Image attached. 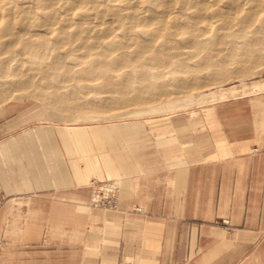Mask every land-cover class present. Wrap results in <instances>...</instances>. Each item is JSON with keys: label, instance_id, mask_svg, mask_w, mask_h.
<instances>
[{"label": "crops", "instance_id": "crops-1", "mask_svg": "<svg viewBox=\"0 0 264 264\" xmlns=\"http://www.w3.org/2000/svg\"><path fill=\"white\" fill-rule=\"evenodd\" d=\"M191 124L106 127L100 138L85 128L81 140L74 127L38 125L0 142V264H264V151L251 152L247 125L229 126L216 151ZM171 129L144 149L125 142ZM103 141L101 160L73 161ZM94 175L119 178L117 209L90 205Z\"/></svg>", "mask_w": 264, "mask_h": 264}, {"label": "bare ground", "instance_id": "bare-ground-1", "mask_svg": "<svg viewBox=\"0 0 264 264\" xmlns=\"http://www.w3.org/2000/svg\"><path fill=\"white\" fill-rule=\"evenodd\" d=\"M254 61L264 65V0H0V99L11 107L32 90L94 92L123 109L249 75L234 63Z\"/></svg>", "mask_w": 264, "mask_h": 264}, {"label": "rangeland", "instance_id": "rangeland-1", "mask_svg": "<svg viewBox=\"0 0 264 264\" xmlns=\"http://www.w3.org/2000/svg\"><path fill=\"white\" fill-rule=\"evenodd\" d=\"M236 66L239 70L246 66L252 72L249 75L243 73L241 77L217 84L213 88H184L177 91V94L167 93L164 97L160 95L158 97L153 96L151 98L152 101L149 103L130 104L123 109L111 104L113 101L103 102L105 98L97 99L96 97L101 95H95L94 92L87 95L78 91L72 94L64 93V95H62L61 91L50 92L52 96L49 95L51 98L48 100L43 95L29 90L30 92L27 91L20 97L21 103L13 104V107H11L12 102L16 99L13 96L4 97L7 99H0V142L21 133L27 128L38 125L57 128L82 127L86 128L91 134H94V132L98 134L100 129L106 127L114 128L146 124L164 128L163 125L170 121L177 120L185 125H192L191 123L194 125L195 121L198 120L200 124L203 123L205 128L204 136H201L202 139L200 140L205 143L204 148L211 150V147H213L216 151L219 148L226 149L229 147L228 127L237 126L238 128L247 125L251 127L250 135L254 139L251 152H261L264 151V65L254 61L243 64L235 62L233 68ZM203 81L207 82L208 80L203 78ZM61 85L73 87L74 82H63ZM257 86H261V89ZM195 98H198V104L193 105ZM106 102L109 103L106 104ZM108 104L110 105L109 107H103V105ZM186 107L189 108L184 109ZM176 110L179 111L169 115ZM3 111L5 113L1 115ZM212 119L216 120V123L223 128L221 137L225 142L223 145L217 143L218 136L211 131ZM198 129L200 130L202 127L200 126ZM167 135L175 137L176 130H162L151 136L150 140L145 134H135L133 140L128 138L125 142L128 143L129 141V144H134L135 148L144 149V146L150 145L151 140V142L158 141L159 137ZM189 142H194V139ZM60 143L67 158V150L63 146L61 139ZM72 143L75 142L72 141ZM102 143L103 146L94 142L90 143L92 146L91 152L82 153L80 151L78 155L76 154L78 152L77 149L74 150L73 147L75 152L73 161H79V164L84 167L87 164V158L94 162L101 160L103 149L105 148L104 141ZM117 179L119 178L110 179L109 177L94 175L90 179L89 185H92L94 181L105 180H114L120 183ZM2 195H4L3 191H0V196Z\"/></svg>", "mask_w": 264, "mask_h": 264}, {"label": "built area", "instance_id": "built-area-1", "mask_svg": "<svg viewBox=\"0 0 264 264\" xmlns=\"http://www.w3.org/2000/svg\"><path fill=\"white\" fill-rule=\"evenodd\" d=\"M90 205L95 209L115 210L118 207L120 185L114 180L94 181Z\"/></svg>", "mask_w": 264, "mask_h": 264}]
</instances>
